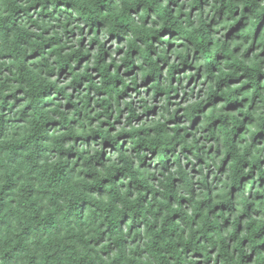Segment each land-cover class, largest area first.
Listing matches in <instances>:
<instances>
[{"label": "trees", "instance_id": "obj_1", "mask_svg": "<svg viewBox=\"0 0 264 264\" xmlns=\"http://www.w3.org/2000/svg\"><path fill=\"white\" fill-rule=\"evenodd\" d=\"M252 7L245 0H216L212 10V0H198L191 12L202 15V10L208 9L210 19L204 28H198L193 22L189 36H181V30L163 18L159 23H153V8H148V15L139 25L151 33L146 32L145 36L134 35L137 26L129 24L123 15L111 21L97 19L91 14L73 16L69 10L80 11L76 0H31L26 5L22 0H16V6L4 15L3 18L10 17L18 23L27 18L30 21L27 26L33 29L27 35L34 43L33 50L23 61L24 64L31 63L34 71L21 67L17 79L21 84L27 80V84L8 92L5 99L16 97L13 108L23 107L24 94H35L38 107L33 109V105L28 103L24 110L31 112L32 119L37 122L31 135L36 137V142L51 150L45 155L52 158L42 162L54 170L57 164L64 166L70 161L80 174L77 180L86 185L82 188L69 184L62 189L67 197L64 204L68 212L80 217L75 234L89 243L95 239L105 248L116 243L121 249L129 243L126 236L130 235L131 243L139 248L138 234L147 225L145 251L148 247L170 244L177 264H205V258L212 264H222V258H225L224 264H264V159H260L259 151L251 150L257 146L258 140L264 144V127H249L255 124L256 118L246 114L248 97L239 99L243 92L254 88L259 90L264 85V59H260L264 57V50L257 55L261 47L258 41L264 38V15L257 18L255 8L249 11ZM99 10L106 11L107 6L102 3ZM128 11L143 13L139 4ZM175 11L172 8L169 15ZM61 29L64 30L63 35L60 34ZM108 39L116 43L115 48L107 47ZM189 45L201 47H195L194 52L186 51ZM113 51L120 55L119 59L111 55ZM181 53H184L183 57ZM205 56L214 58L207 61L210 66L207 74ZM149 57L154 61L151 68L148 67ZM4 59L10 61L12 54H5ZM48 60L56 67L45 76L41 65ZM173 65L178 66L173 68ZM170 70V80H166L165 74ZM3 72L8 74L10 68L5 67ZM63 75L70 76V81H65ZM185 76L188 77L186 80ZM167 84L173 87L165 90ZM180 84L185 89H195L197 95L189 100L188 91L176 90ZM37 88L38 92L35 91ZM129 92L140 97L143 115L148 117L144 120L139 115L135 117L139 136L125 130L120 121L121 103ZM179 93L183 95L185 105L181 108L177 103L179 106L170 115L165 114L163 123L168 126L170 135H180L183 142L177 141L163 150L158 144L151 152L146 147L142 148L140 141L144 138L145 128L151 134L149 139H155L157 127L162 122V109L157 112L155 106L145 102L142 94L166 100L172 107ZM80 95L88 97L89 107L95 103L93 112L100 117L92 116L91 126L87 128L77 127L84 115L80 110L84 101L77 102ZM113 95L119 104L115 117L111 111ZM193 103L197 107L191 112L186 111L187 106ZM125 107H134L133 102H127ZM105 110H108L106 118ZM181 110L182 113L179 112ZM251 110L247 108L248 112ZM78 112L81 119L76 118ZM66 113L72 115L66 117ZM237 113L238 118L229 116ZM153 121L156 127L152 126ZM19 122L23 123L22 117ZM226 126L234 127L230 138L222 136ZM210 132L217 134L209 135ZM246 132L251 133L250 139ZM57 138L62 139L61 145H57ZM206 139L207 143H204ZM131 141H135L132 152L139 155V159L134 161L136 167L141 173L151 174L150 183L158 179L162 187L152 190L146 184L130 200V211L109 217L107 226L101 224L99 230L84 235L87 218L98 210L99 202L110 200L107 195L111 189L109 180L123 179L119 169L125 166L126 158L131 155L126 151ZM205 148L209 156L215 158L216 171L204 157L197 158ZM33 155L41 159L38 153ZM93 156H97L95 164L89 163ZM117 160L119 163L107 175H96L92 170L101 167V162L111 165ZM205 165L208 167L202 175ZM14 175L10 170L0 175V181H3L0 183V198H4L6 192L9 198L15 194L31 206L38 199L35 190L26 186L29 182L19 178L14 180ZM186 176L194 180L191 191L182 192L177 185ZM209 180L213 181L212 186H209ZM132 183L133 177L130 176L129 186ZM196 185L200 186L199 189ZM45 190L44 187L39 188L40 192ZM150 191L152 197L161 202L152 207L158 226L141 207V201L145 207L152 206V200L147 199ZM173 191L177 194L172 195ZM164 196L167 199H163ZM12 202L15 203V199ZM161 204L165 207L161 208ZM107 211L109 209H105L106 214ZM55 212V205L52 208L37 205L27 216L20 214L15 218L5 211V218H0V245L6 244L15 251L28 239L30 231L40 229L42 232L41 225L46 224ZM68 212L61 215L67 217ZM113 221H118V234L110 231ZM58 227L59 224L53 222V228ZM71 231L69 223L63 235L67 236ZM165 232L168 235L161 241L160 237ZM105 234L108 239H104ZM213 236L219 244L206 248ZM32 239L42 246L47 257L55 255L49 235L41 238L37 234ZM181 257L182 262L179 260ZM43 264H47V260Z\"/></svg>", "mask_w": 264, "mask_h": 264}, {"label": "clouds", "instance_id": "obj_2", "mask_svg": "<svg viewBox=\"0 0 264 264\" xmlns=\"http://www.w3.org/2000/svg\"><path fill=\"white\" fill-rule=\"evenodd\" d=\"M31 0H22V4L26 5L30 3ZM80 4V11L69 10L73 13V16L77 14H91L97 19L111 21L115 17L123 15L127 18L129 24H135L137 26V31L134 35L145 36V33H151L147 29H142L139 27L144 16L148 15V8L155 9L152 14L153 23H159L160 19L163 18L170 25L179 28L181 36L191 35L190 25L195 22L198 28H204L209 19V10H202V15L193 14L191 9L198 3V0H76ZM245 2L253 5L249 9L250 12L253 8L256 10V17L259 15H264V0H245ZM105 4L107 6L106 11H100V4ZM216 0H212V10H214ZM139 4L143 9V13H129L130 8L136 7ZM16 6V0H0V175L7 171L13 172L15 175L13 179L23 180L29 182L28 185L32 190H35V196L38 199L29 206L28 203L22 201L20 197L13 194L12 198H9L8 193L4 194V198H0V218L3 217L5 211H9V215L15 218L16 215L23 214L27 216L29 213L33 212L37 205L43 208H52L54 205L56 207V212L44 225H41L43 231L37 229L36 232L30 231L28 234V239L24 241V244L12 251L8 245H0V264H43V261L47 260V264H177V259L175 253L173 252L172 245H163L157 247H148L145 251L144 240L146 238L147 225L145 229L139 233V248H136L134 244L131 243V236L128 235L126 238L129 243L124 245L121 249L116 243H112L111 248H105L101 243H98L95 239L89 243L84 240L80 235L75 234L76 225L80 222V217H74L70 212H68L64 201L67 197L62 192L64 186L72 184L76 187H86L84 182L78 181L77 176L80 175L76 172V169L72 166L71 162H67L66 165L61 166L57 164L53 170L49 165L42 161H47L52 157L45 155L51 150L44 147L43 145L36 142V137L31 135V133L36 129L37 122L32 119V113L25 111L24 108L28 103L33 105V109L38 107V102L35 94L28 96L25 93V101L22 102V106L18 105L13 108V103L16 97L12 100H6L8 92L14 91L17 86H25L27 80L24 84H21L17 77L20 75V68L24 67L30 72L34 71L32 69L31 63L24 64V57L27 56L34 47L33 40L27 35L28 32L33 31L27 25L30 23L27 18H24L22 22L18 23L12 18H3L7 14L8 10ZM172 8L176 11L169 15ZM184 15H181V14ZM252 19V17H249ZM254 31V27L252 29ZM63 29L60 30V34L63 35ZM86 34V33H85ZM252 31L249 32V37H251ZM211 38V37H210ZM72 43H77L72 41ZM177 43H179V37H177ZM220 43V42H218ZM261 47L257 50L258 52L264 50V38L258 41ZM195 47H201L200 45H189L186 51L194 52ZM157 51H160L157 48ZM7 53L12 54V59L5 60L4 56ZM184 56V53H181ZM142 59V58H140ZM209 59H214L213 57L205 56L204 63L205 73L210 71V66L207 65ZM260 59H264L261 57ZM148 67H152L154 61L151 57L148 58ZM139 62V61H138ZM178 65H173L175 68ZM5 67L10 68L8 74H4L3 70ZM44 75L46 76L49 71L55 70V65L52 64L50 60L46 64H42ZM154 71L158 69H153ZM171 70L166 73V80H170ZM188 77L185 76L186 80ZM171 84H167L165 90L172 88ZM159 90V89H158ZM178 91H188L190 93L188 99L192 100L194 95H197L195 89L184 88L183 84H180ZM36 92L39 89H35ZM94 95V94H93ZM244 96L248 97L246 101L247 107L245 108L246 114L250 118H256L254 125H249V127H264V85H261L259 90L252 89L251 91H246L241 94L239 99L243 100ZM153 97H146L145 102L148 104L153 103ZM83 100L84 103L80 105L81 112L84 113L82 117V123L77 127L87 128L91 126V117L96 116L100 119L99 115L93 112L95 108V103L88 106V97L80 95L78 101ZM55 104V100L53 99ZM161 123L157 127L155 133V139H149L150 133L147 132L145 128V134L142 141H140L142 148L146 147L149 152L159 144L161 150L165 147H170L179 142H183L180 135L173 137L168 133V126L163 123L165 119V114L170 115L174 111V107H169L166 100H161ZM113 109L112 114L115 117L116 109L119 104L115 100V95L112 99ZM197 105L195 103L187 106L186 111L191 112L195 109ZM250 107L252 110L247 111ZM58 108V106H57ZM128 115L125 116V130H131L133 136H139V129L135 127V117L139 115L140 108L139 105L129 109ZM108 110H105V118L107 117ZM46 116L48 113L45 114ZM66 117L72 115L71 113H66ZM237 114H229V116ZM23 118V123H20V118ZM77 119H81L80 113H77ZM67 122V121H66ZM152 126L156 127L155 122H151ZM203 130V126L200 131ZM215 132H210L209 135H216ZM234 134V127L226 126L222 130V136L225 138H230ZM248 139L251 138V133H247ZM109 139L112 138L109 134ZM127 139V138H125ZM102 142V141H101ZM57 145H61L62 139L57 138ZM135 141H131L129 147L126 149L128 153H131L126 158V164L123 168L119 169L123 179L109 180L111 184V189L107 193L110 200L99 202V207L96 212H94L90 217L87 218V223L84 226V235H90L93 231L99 230L101 224L107 226L109 224V217L121 216L124 211H130L128 204L132 198L136 196L137 192L147 184L148 188L155 190L162 187L161 182L157 179L154 183H150L151 174L141 173V171L136 167L134 161L139 159L138 152H132V145ZM204 143H207V139ZM17 145H22V147L17 148ZM223 146V142H222ZM253 152H260V159H264V144H260L259 140L256 147L251 149ZM91 151V150H89ZM139 151V150H138ZM243 151V149H241ZM33 153H38L41 159H37ZM53 156L56 154H52ZM208 160L213 170L216 171V161L215 158L209 156L207 149H203L199 152V155ZM97 156L90 158L89 163L95 164ZM183 159V157H181ZM243 159L241 158L240 163L242 164ZM119 163V160L113 162L111 165H105L101 162V167L93 168V172L96 175H107L112 171L113 168ZM208 165H205L206 171ZM239 168V165H237ZM241 174H243L241 172ZM159 173L157 172V176ZM173 175H178V173H173ZM133 177V183L129 186V177ZM143 177V178H141ZM194 178L191 176H186L183 181L178 182L177 187L181 189L182 192H189L192 188V182ZM3 183V181H0ZM209 186L213 185V181H208ZM40 187H44L46 190L43 192L39 191ZM199 189V185H196ZM103 191V189H99ZM177 193L173 191L172 195ZM201 194L202 193H198ZM15 199V203L12 202ZM147 199L152 200V206L145 207L143 201H141V207L145 208V212L149 219H152L154 223L158 226V218H156V213L152 210V207L161 202L156 198L152 197L151 191ZM163 199H167L164 196ZM121 206H124L123 208ZM165 207L161 204V208ZM105 209H109L107 214ZM68 212L67 217L62 216V213ZM83 216V212H81ZM53 222L59 224L58 228H53ZM31 223V220H29ZM71 223L72 231L67 235H63L65 228ZM118 221H113L112 227L110 229L113 233H119L117 228ZM39 234L42 238L43 235H49L52 241V248L55 255L47 257L44 254V249L39 243H36L32 236ZM11 235V233H9ZM168 233L165 232L161 235V241L167 237ZM108 235L105 234L104 239H108ZM219 241L213 236L212 240L205 246L206 248L216 247ZM161 253H166V255H161ZM182 262L183 258H179ZM225 258H222V264H224ZM205 264H212L207 258H205Z\"/></svg>", "mask_w": 264, "mask_h": 264}, {"label": "rangeland", "instance_id": "obj_3", "mask_svg": "<svg viewBox=\"0 0 264 264\" xmlns=\"http://www.w3.org/2000/svg\"><path fill=\"white\" fill-rule=\"evenodd\" d=\"M106 43H107V47H109V48H115V46H116V43H113L112 41H111V39H108L107 41H106ZM111 55H113V56H115L117 59H119L120 58V55L118 54V53H116L115 51H113V52H111ZM63 79L65 80V81H70V76H66V75H63ZM75 93H77L76 91H75ZM94 94V93H93ZM142 96H144L145 98L146 97H148L149 95H146V94H142ZM182 94L181 93H179V95L177 96L178 98L177 99H175V100H173V102H174V104L175 105H172V107H174V109L175 108H177L179 105L178 104H180V106L179 107H183L185 104H184V102H183V100H182ZM123 103H121L122 104V107H123V112H122V114H121V124L122 125H125V122H124V118H125V116L126 115H128V114H130L129 113V109L128 108H126L125 107V104L127 103V102H129V101H132L133 102V105H134V107L135 106H137V105H139V108H140V113H139V116H141L140 117V119H146V118H148L146 115H143V111H142V108H141V103H140V97L138 96V95H135L134 93H132V92H129V94H127V95H125L124 96V98H123ZM178 103V104H177ZM151 105H153V106H155L156 108H157V112L159 111V109L161 108V103H160V100H159V98H157V99H153V103H151ZM97 109H101V108H97ZM104 109H102V111H103ZM160 112V111H159ZM180 113H182V110L181 111H179ZM104 117V116H103ZM141 122V121H140ZM135 125H137V123L135 122ZM117 127V126H116ZM118 129H119V127H118ZM117 129V130H118ZM212 174V172L211 173H209V175H211Z\"/></svg>", "mask_w": 264, "mask_h": 264}]
</instances>
